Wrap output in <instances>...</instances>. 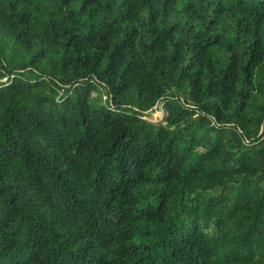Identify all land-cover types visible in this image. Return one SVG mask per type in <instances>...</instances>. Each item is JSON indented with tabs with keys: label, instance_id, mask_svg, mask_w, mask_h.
<instances>
[{
	"label": "trees",
	"instance_id": "obj_1",
	"mask_svg": "<svg viewBox=\"0 0 264 264\" xmlns=\"http://www.w3.org/2000/svg\"><path fill=\"white\" fill-rule=\"evenodd\" d=\"M0 264H264V0H0Z\"/></svg>",
	"mask_w": 264,
	"mask_h": 264
},
{
	"label": "rangeland",
	"instance_id": "obj_2",
	"mask_svg": "<svg viewBox=\"0 0 264 264\" xmlns=\"http://www.w3.org/2000/svg\"><path fill=\"white\" fill-rule=\"evenodd\" d=\"M92 99L98 102L99 104L105 103V90L102 87H98L91 92ZM146 117L150 121L161 122L164 119L166 114L165 109L162 107V103L156 106L153 110L147 112Z\"/></svg>",
	"mask_w": 264,
	"mask_h": 264
},
{
	"label": "water",
	"instance_id": "obj_3",
	"mask_svg": "<svg viewBox=\"0 0 264 264\" xmlns=\"http://www.w3.org/2000/svg\"><path fill=\"white\" fill-rule=\"evenodd\" d=\"M157 106V104L154 106V108Z\"/></svg>",
	"mask_w": 264,
	"mask_h": 264
}]
</instances>
